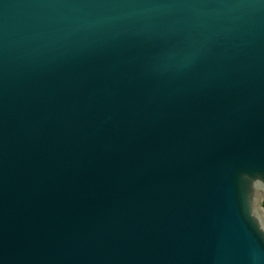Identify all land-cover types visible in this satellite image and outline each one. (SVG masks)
<instances>
[{"label": "water", "instance_id": "water-1", "mask_svg": "<svg viewBox=\"0 0 264 264\" xmlns=\"http://www.w3.org/2000/svg\"><path fill=\"white\" fill-rule=\"evenodd\" d=\"M261 175L264 0H0V264H264Z\"/></svg>", "mask_w": 264, "mask_h": 264}, {"label": "snow or ice", "instance_id": "snow-or-ice-1", "mask_svg": "<svg viewBox=\"0 0 264 264\" xmlns=\"http://www.w3.org/2000/svg\"><path fill=\"white\" fill-rule=\"evenodd\" d=\"M259 178L262 179V180H264V176H262V175H261ZM243 179L247 182V186H248V184H249L252 180L256 179V177L253 176V175H252V176L246 175V176L243 177ZM252 223H253V225H255V221H253ZM260 230H261V231H264V225L260 226Z\"/></svg>", "mask_w": 264, "mask_h": 264}, {"label": "rangeland", "instance_id": "rangeland-1", "mask_svg": "<svg viewBox=\"0 0 264 264\" xmlns=\"http://www.w3.org/2000/svg\"><path fill=\"white\" fill-rule=\"evenodd\" d=\"M260 205H261V208H262V214L264 215V197H261Z\"/></svg>", "mask_w": 264, "mask_h": 264}]
</instances>
